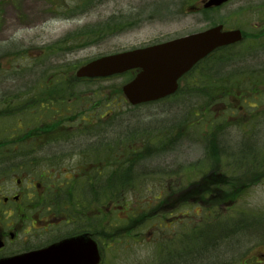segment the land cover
<instances>
[{
    "label": "rangeland",
    "instance_id": "obj_1",
    "mask_svg": "<svg viewBox=\"0 0 264 264\" xmlns=\"http://www.w3.org/2000/svg\"><path fill=\"white\" fill-rule=\"evenodd\" d=\"M198 4L201 5V0H0V90L19 93L28 90L38 77L58 71L74 75L77 67L90 59L202 31L216 23L229 29L239 27L245 36L230 52L229 56L234 55L235 59L210 67L213 77L224 76L222 72L264 66V0H232L209 12L195 9ZM204 70L205 63L190 78L201 76ZM9 77H16L12 89ZM128 79L121 76L105 80L101 87L114 86L116 94L118 85ZM90 86L98 87V83L92 82ZM214 86L216 82L206 84L205 89ZM186 91L184 88L182 92ZM185 96L181 93L176 98L145 106L131 107L127 103L115 106L112 123L126 120V127L119 134L124 135L127 145H133L135 136L147 133L146 130L172 134L176 141L170 147L172 150L151 154L136 166L139 178L132 182L134 191L128 196L136 210L138 206L147 211L154 209L158 201L166 199L167 191L201 180L205 166L211 163L205 161V130L211 118L208 113L205 115V110L217 111L221 100L218 95L211 99ZM70 97L74 104L81 103L75 94ZM225 104L237 107L240 101L232 98ZM261 127L254 143H264V122ZM0 129H4V123ZM125 130L128 136L122 134ZM140 138L142 148L150 145L149 139L157 142L155 134ZM230 144L233 150L242 146L238 139H231ZM254 148L263 151L262 147ZM217 166L213 162V168ZM258 166L244 163L226 166L240 169L246 178L235 179L233 183L232 179L223 178L224 186L220 189L228 193L220 192L211 198L197 193L181 196L175 193L161 204L164 208L159 220L154 219V212L142 211L143 222L128 236V243L121 239L122 209L115 208L109 220L114 226L110 235L117 241L104 243L110 247L108 258L110 255L113 264H264V173L257 172L264 170V166L257 169ZM194 190L203 193V188ZM160 194L157 200L155 196ZM212 204L218 209L213 213L206 209ZM173 206L175 210L170 211ZM173 216L179 222L170 223ZM174 235L177 239L181 236L183 241L174 240Z\"/></svg>",
    "mask_w": 264,
    "mask_h": 264
},
{
    "label": "flooded vegetation",
    "instance_id": "obj_2",
    "mask_svg": "<svg viewBox=\"0 0 264 264\" xmlns=\"http://www.w3.org/2000/svg\"><path fill=\"white\" fill-rule=\"evenodd\" d=\"M113 78L48 75L19 93L0 90V264H113L110 247L104 246L114 239L110 213L122 209L125 243L143 222V210L131 208L128 197V164L147 159L154 148L127 145L119 134L126 120L112 123L115 106L126 101L114 86L101 87ZM8 79L9 89L14 88L16 77ZM190 82L188 73L183 75L179 93ZM213 93L249 104L215 111L211 130L221 128V121L232 123L233 134L243 141L261 132L264 66H254L236 81L221 77ZM74 94L81 103L74 104ZM146 132L144 139L157 135ZM249 160L259 162L255 155ZM229 173L234 171L217 174Z\"/></svg>",
    "mask_w": 264,
    "mask_h": 264
},
{
    "label": "water",
    "instance_id": "obj_3",
    "mask_svg": "<svg viewBox=\"0 0 264 264\" xmlns=\"http://www.w3.org/2000/svg\"><path fill=\"white\" fill-rule=\"evenodd\" d=\"M229 0H205V7ZM240 29L217 25L165 43L103 56L82 66L78 75H110L128 68L142 70L125 86L132 103L160 98L177 87L178 77L218 46L241 40Z\"/></svg>",
    "mask_w": 264,
    "mask_h": 264
},
{
    "label": "trees",
    "instance_id": "obj_4",
    "mask_svg": "<svg viewBox=\"0 0 264 264\" xmlns=\"http://www.w3.org/2000/svg\"><path fill=\"white\" fill-rule=\"evenodd\" d=\"M210 180H215V179H205V181L203 183L201 182V184L199 185L202 187H204V185H205V191H208L207 195L211 194L213 192V190H215L216 188L224 186V184L222 183L223 180L219 179V180H216L215 182L210 181ZM223 190H225V189H223ZM225 192H227V190H225ZM228 192H230V191H228Z\"/></svg>",
    "mask_w": 264,
    "mask_h": 264
}]
</instances>
